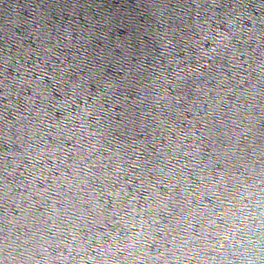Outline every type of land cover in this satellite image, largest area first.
<instances>
[{
  "label": "water",
  "instance_id": "95a60500",
  "mask_svg": "<svg viewBox=\"0 0 264 264\" xmlns=\"http://www.w3.org/2000/svg\"><path fill=\"white\" fill-rule=\"evenodd\" d=\"M0 264H264V0H0Z\"/></svg>",
  "mask_w": 264,
  "mask_h": 264
}]
</instances>
